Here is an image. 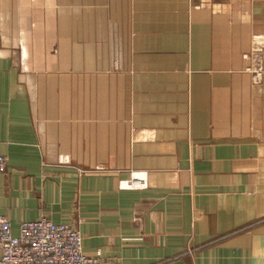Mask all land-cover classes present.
Wrapping results in <instances>:
<instances>
[{
  "label": "crops",
  "instance_id": "0c3cea01",
  "mask_svg": "<svg viewBox=\"0 0 264 264\" xmlns=\"http://www.w3.org/2000/svg\"><path fill=\"white\" fill-rule=\"evenodd\" d=\"M0 152L14 235L46 217L95 264H264V0H0Z\"/></svg>",
  "mask_w": 264,
  "mask_h": 264
},
{
  "label": "built area",
  "instance_id": "2783aa9c",
  "mask_svg": "<svg viewBox=\"0 0 264 264\" xmlns=\"http://www.w3.org/2000/svg\"><path fill=\"white\" fill-rule=\"evenodd\" d=\"M252 82L258 83L261 71L247 68ZM6 157L0 152V173L6 168ZM121 184L123 188H145L142 179ZM86 256L82 251V238L75 225L55 224L46 217L19 224L14 235L10 222L0 215V264H95L98 254Z\"/></svg>",
  "mask_w": 264,
  "mask_h": 264
}]
</instances>
